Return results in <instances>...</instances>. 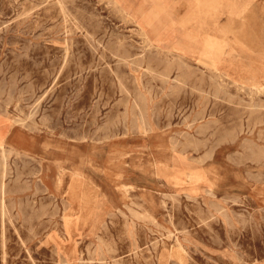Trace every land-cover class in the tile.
I'll list each match as a JSON object with an SVG mask.
<instances>
[{
	"label": "rangeland",
	"instance_id": "374dc122",
	"mask_svg": "<svg viewBox=\"0 0 264 264\" xmlns=\"http://www.w3.org/2000/svg\"><path fill=\"white\" fill-rule=\"evenodd\" d=\"M0 83V264H264V0H0Z\"/></svg>",
	"mask_w": 264,
	"mask_h": 264
},
{
	"label": "bare ground",
	"instance_id": "6f19581e",
	"mask_svg": "<svg viewBox=\"0 0 264 264\" xmlns=\"http://www.w3.org/2000/svg\"><path fill=\"white\" fill-rule=\"evenodd\" d=\"M64 6V5H63ZM61 9V8H60ZM29 14V13H28ZM27 19V18H26ZM67 36V35H66ZM90 38V37H89ZM67 48V47H66ZM119 51V50H118ZM67 54V53H66ZM142 56V55H141ZM120 61V60H119ZM121 61H123V60H121ZM64 67V66H63ZM255 67L256 68H259V65H255ZM155 75V74H154ZM157 75V74H156ZM160 77V76H159ZM204 83V82H203ZM0 84H2V83H0ZM245 83L243 82L241 85H244ZM251 86H255V84L254 83H251L250 84ZM9 97V96H8ZM12 98V97H11ZM261 105V104H260ZM261 108V107H260ZM139 109V108H138ZM258 113V112H257ZM1 148H2V146H1ZM3 151V150H2ZM1 155H2V153H0ZM6 158V157H5ZM3 159V158H2ZM6 160V159H5ZM3 161V160H2ZM3 163V162H2ZM18 169V168H17ZM16 171V170H15ZM6 172V171H5ZM18 172V171H17ZM10 173V172H9ZM19 182V181H18ZM1 183V182H0ZM3 185V184H2ZM2 187V186H1ZM2 191V190H1ZM4 192H5V190H4ZM3 194V193H2ZM3 205V204H2ZM10 206V205H9ZM4 218V217H3ZM11 224V223H10ZM4 261V260H3Z\"/></svg>",
	"mask_w": 264,
	"mask_h": 264
}]
</instances>
